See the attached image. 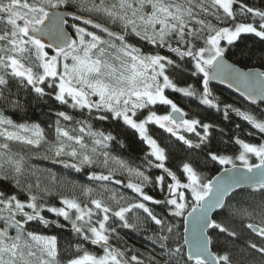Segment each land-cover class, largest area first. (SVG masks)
I'll list each match as a JSON object with an SVG mask.
<instances>
[{
    "label": "snow or ice",
    "instance_id": "6c2138e0",
    "mask_svg": "<svg viewBox=\"0 0 264 264\" xmlns=\"http://www.w3.org/2000/svg\"><path fill=\"white\" fill-rule=\"evenodd\" d=\"M249 35L264 44V0H0V264H264V200L251 209L226 204L244 186L264 195V113L223 102L210 87L220 79L253 104L264 103V72L242 71L229 62L230 56L257 55L255 48L240 46ZM259 56L264 60V47ZM169 92L195 98L224 120L234 113L261 142L242 139L240 124L226 132L198 116L189 118ZM21 93L86 110L91 119L117 127L95 128L90 120L59 111L49 139L40 123H17L5 115L24 108ZM159 107L168 110L160 114ZM151 127L185 146L187 156L176 171L168 166L171 149ZM128 131L144 146L139 164L114 154L127 148L120 137ZM217 140L223 150L213 147ZM13 142L34 151L13 150ZM229 147L235 148L232 154ZM33 155L86 173L89 183L43 175L31 165ZM201 155L230 167L206 178ZM150 205L164 207L167 215ZM226 207V219L212 215ZM237 217L247 220L243 226L259 241H246L239 258L221 243V237H240L230 226ZM60 218L73 234L63 241L30 228L34 222L47 228ZM124 229L151 231V251L130 244Z\"/></svg>",
    "mask_w": 264,
    "mask_h": 264
},
{
    "label": "trees",
    "instance_id": "16d2710c",
    "mask_svg": "<svg viewBox=\"0 0 264 264\" xmlns=\"http://www.w3.org/2000/svg\"><path fill=\"white\" fill-rule=\"evenodd\" d=\"M254 3H259V0H253ZM107 23L106 21H102ZM112 28L116 29V26L110 25ZM137 44L140 42L133 41ZM241 47L247 48H255L257 50V55L255 56H245L241 58L240 56H230L229 58L237 63L240 67L244 68H260L264 72V60H262L259 56V49L264 47V44H261L258 38L254 36H244L240 42ZM146 51H150L151 48L145 46ZM233 52L238 51L237 49H233ZM162 53L167 55V50H162ZM190 83L196 84L199 88L200 84L197 78H189ZM213 94L215 96L220 97L221 101L233 104L235 107H240L243 110H248L253 112L256 115H260L264 113V103L258 105H251L245 102L241 97L231 92V90L223 89L218 86H211ZM170 98L173 99L179 106H181L186 112L189 113V118L193 116H198L201 120L205 122H213L219 124L221 127L225 129V131H229L230 129L234 130L235 124H240V132L239 135L242 139H245L251 143H260L261 135L253 129L249 124L244 122L241 118L237 117L234 113L230 115V120H224L222 113L217 112L214 109H208L207 106H203L200 104L198 100L195 98H184L182 94L178 93H168ZM21 96L24 100V108L23 109H8L5 112L9 118L13 119L17 123H40L42 127L45 129L46 135L49 139L53 138V129L49 127L54 124V121L58 119L57 112L65 111L68 114L74 117V120H90L93 124V127L100 129H108L111 130L113 127H117L113 125L111 121L101 122L95 119H91L89 113L84 110L83 112L80 109H71L68 106L60 105L59 102L54 99L37 102L32 96L27 95V93H21ZM155 110L158 113L163 114L168 109L164 107L156 108ZM95 115V113L93 114ZM71 124L75 127L74 122H63ZM151 133L162 142V145H166L172 151V158L169 163V167H172L174 171L177 170V165L179 162L187 156V153L184 151V147L182 142H177L175 137L170 136V134L165 133L163 130L158 129L157 127L150 128ZM252 132V136H248L247 133ZM189 138H193V134H187ZM120 139H125V143L127 144V148L125 150H117L114 154L122 155L125 159H129L133 164H139L142 157L143 152L141 148L144 147L139 143L138 138L133 134V132L128 131L125 136L120 137ZM224 139H228L227 136ZM13 150L23 151L27 153H32L34 150L29 149L27 146L20 145L17 143H12ZM215 149L223 150L224 146L219 143V140L213 145ZM235 151V148L229 147L227 149L228 154H232ZM201 167L200 171L206 178H212L217 172H220L225 165H220L218 162H209L205 161L203 156H200ZM253 162H258L254 161ZM31 165L35 169L42 170L43 175H47L48 172L56 174L58 177H67L69 180L78 181L82 184L89 183L86 173H77L72 169L65 168L64 165L56 163L52 159H44L43 157L33 155L30 160ZM158 174V173H156ZM179 175V172L177 173ZM120 178V177H117ZM126 180V178H125ZM113 187L119 188L121 192H123L128 197H134L135 194L131 189H126L123 186L113 185ZM9 191L13 189L9 186ZM149 194L156 195L157 198H161L158 190L149 189ZM68 194V193H65ZM51 203L59 205V201L56 198H49ZM264 200V195L253 190L252 188H242L234 192L230 198H228L226 204L230 207H248V208H256L260 205L261 201ZM154 208V211L158 214L167 215V212L162 206L150 205ZM230 207H226L220 212L216 213L214 217L218 219H226L229 215ZM45 215L51 219H56L54 214L45 213ZM181 218L176 219V223H180ZM247 223L245 219L243 222L240 218L234 219L230 226L234 227L238 232L241 233L239 238H232L230 241H225L221 237V243L225 245L226 249L231 251L234 256L237 258L240 257L241 251L246 248V241L249 239L259 242L255 236V234L251 233L247 230L243 225ZM151 228V226H148ZM32 230L38 232H44L46 234L57 235L62 241L66 238H69L73 234L71 233L70 225H68L67 221H64L60 218L59 224L50 225L47 228L43 227L38 223H32L30 225ZM154 231L155 229H151ZM120 231V229H118ZM182 232V229L180 230ZM121 235L124 236L128 242L134 245L136 248H139L144 251H151L153 245L149 242L148 237L151 235V231L141 230V231H132L129 229H124L121 231ZM214 239L215 233H213ZM182 243V241H180ZM89 250L99 251L98 246L95 245H86ZM214 251H217L215 247H213ZM159 248H156V252H159ZM249 253H245L248 255ZM252 256L255 257V253H251ZM258 259V257H256Z\"/></svg>",
    "mask_w": 264,
    "mask_h": 264
},
{
    "label": "water",
    "instance_id": "95a60500",
    "mask_svg": "<svg viewBox=\"0 0 264 264\" xmlns=\"http://www.w3.org/2000/svg\"><path fill=\"white\" fill-rule=\"evenodd\" d=\"M70 20H71V18H70ZM80 23L81 24H83V21H80ZM89 28H91L92 29V26L91 25H89L88 26ZM111 27V26H110ZM114 29V28H113ZM116 30V29H115ZM96 31L98 32V33H100L101 32V30L100 29H96ZM105 36H106V34H104ZM229 62H234V61H232L230 58H229ZM235 63V62H234ZM236 64V66L240 69V70H242V71H247V70H249V69H252L253 71H260V72H263L260 68H244V67H240L237 63H235ZM211 86H218L219 88L220 87H222L223 89H227V90H231V92H233V93H235L236 95H238L239 97H241L245 102H247V103H249V104H251V105H258V104H261V103H255V104H253L251 101H248L247 99H246V97H244L243 95H242V93L241 92H238L237 90H236V87L235 86H233V87H229V84L227 83V82H224V81H222V80H220V79H216V80H212L211 82H210V87ZM226 167H230V165H228V166H226ZM225 168V167H224ZM223 168V169H224ZM223 169L220 171V172H217V174L216 175H214L213 177H216V176H222L224 173H223ZM212 177V178H213ZM243 188H250V187H248V186H244ZM239 189H241V188H237L236 190H235V192L237 191V190H239ZM233 193H230L229 194V197L228 198H230L231 197V195H232ZM228 198L226 199V202H227V200H228ZM221 211V209H217V210H215L213 213H212V215L214 216L216 213H218V212H220ZM186 249H187V246H185V251H186ZM214 251V250H213Z\"/></svg>",
    "mask_w": 264,
    "mask_h": 264
},
{
    "label": "rangeland",
    "instance_id": "374dc122",
    "mask_svg": "<svg viewBox=\"0 0 264 264\" xmlns=\"http://www.w3.org/2000/svg\"><path fill=\"white\" fill-rule=\"evenodd\" d=\"M91 30V29H90ZM117 30H119L118 28H117ZM98 33V32H97ZM99 34V33H98ZM181 107V106H180Z\"/></svg>",
    "mask_w": 264,
    "mask_h": 264
}]
</instances>
